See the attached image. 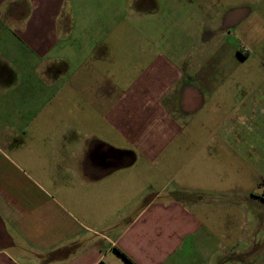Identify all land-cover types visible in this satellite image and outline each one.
I'll return each instance as SVG.
<instances>
[{"label":"crops","instance_id":"obj_1","mask_svg":"<svg viewBox=\"0 0 264 264\" xmlns=\"http://www.w3.org/2000/svg\"><path fill=\"white\" fill-rule=\"evenodd\" d=\"M122 254L264 264V0H0V264Z\"/></svg>","mask_w":264,"mask_h":264},{"label":"rangeland","instance_id":"obj_2","mask_svg":"<svg viewBox=\"0 0 264 264\" xmlns=\"http://www.w3.org/2000/svg\"><path fill=\"white\" fill-rule=\"evenodd\" d=\"M135 170V169H134ZM138 170V169H136ZM130 171L128 170V173ZM140 173V177H141V180L139 181L140 185L144 186L145 188V184L146 183H149V179H150V173L144 168V169H141L138 171ZM139 183L136 184V187L139 188ZM129 192V191H128Z\"/></svg>","mask_w":264,"mask_h":264},{"label":"trees","instance_id":"obj_3","mask_svg":"<svg viewBox=\"0 0 264 264\" xmlns=\"http://www.w3.org/2000/svg\"><path fill=\"white\" fill-rule=\"evenodd\" d=\"M124 256V258H126V260L130 263V264H134L132 263L124 254H122Z\"/></svg>","mask_w":264,"mask_h":264}]
</instances>
